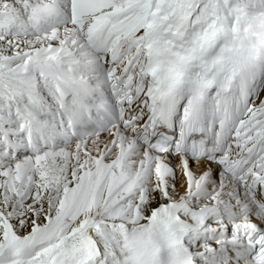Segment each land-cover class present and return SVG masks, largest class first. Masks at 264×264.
<instances>
[{"label":"snow or ice","instance_id":"obj_1","mask_svg":"<svg viewBox=\"0 0 264 264\" xmlns=\"http://www.w3.org/2000/svg\"><path fill=\"white\" fill-rule=\"evenodd\" d=\"M0 264H264V0H0Z\"/></svg>","mask_w":264,"mask_h":264}]
</instances>
